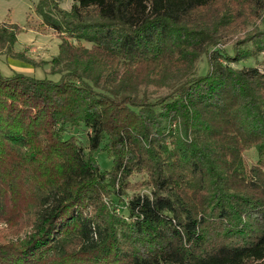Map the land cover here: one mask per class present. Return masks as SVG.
<instances>
[{"label": "trees", "instance_id": "16d2710c", "mask_svg": "<svg viewBox=\"0 0 264 264\" xmlns=\"http://www.w3.org/2000/svg\"><path fill=\"white\" fill-rule=\"evenodd\" d=\"M262 9L264 0H77L65 11L39 0L61 37L48 61L59 78L0 73V219L25 214L31 228L22 243H0V264H261L264 16L232 54L217 46ZM16 28L0 27V53H11ZM205 54L209 70L195 75ZM248 59L257 64L231 65ZM142 173L152 190L130 196L127 215L105 203ZM25 186L27 204L10 209ZM70 234L78 244L66 250Z\"/></svg>", "mask_w": 264, "mask_h": 264}, {"label": "rangeland", "instance_id": "374dc122", "mask_svg": "<svg viewBox=\"0 0 264 264\" xmlns=\"http://www.w3.org/2000/svg\"><path fill=\"white\" fill-rule=\"evenodd\" d=\"M58 6L65 10L70 11L72 6L77 0H56ZM39 0H0V27L4 26L7 29H11L15 25L17 26V35L14 42L11 53H0V73L4 76H12L16 73H22L25 75L33 76L36 78H50L57 80L58 74H53L51 70V64L48 62L59 54V46L61 37L58 32L50 28L43 23L42 17L36 11V7ZM211 12V11H209ZM207 12V13H209ZM264 16V9L259 11V14L253 19L246 22L241 26V29L236 31H229L217 49L221 51H227L233 53V46L248 32H252L258 25L261 26V19ZM73 43H77L76 40L70 39ZM90 47V43L84 41L78 42ZM264 57L260 55L257 60H262ZM256 59H248L245 62L233 63V67H244V65L253 64L256 65ZM32 61H35L38 65H34ZM42 62H45L41 64ZM195 75L205 74L209 70V56L203 55L195 62ZM155 89V87H150ZM167 93V88L158 89L156 94ZM84 133V132H83ZM84 142L87 143L84 138ZM88 146V145H87ZM245 157L250 163H253L257 159L256 149H250L245 151ZM97 159L103 170H110L112 168V159L106 152H99ZM41 176H38L40 178ZM131 184L125 190L119 193V196L106 197L105 203L110 208H116L117 212L127 215L125 202L130 196L136 192H151V187L148 184L149 178L146 173L136 174L130 178ZM25 189H28L25 186ZM31 190H25V193L20 192L14 198L12 202L13 206L10 209L19 208L22 209L27 204L29 197L31 196ZM11 204V205H12ZM10 205V206H11ZM24 209L22 210V212ZM21 212V213H22ZM98 214L102 216V211H98ZM25 214H20L16 219L6 221L0 219V243L2 244H18L27 240L30 235L31 228L27 226L26 222L29 221L28 215L21 219ZM66 250L75 248L78 244V239L70 234L67 238ZM264 264V260L261 262Z\"/></svg>", "mask_w": 264, "mask_h": 264}]
</instances>
